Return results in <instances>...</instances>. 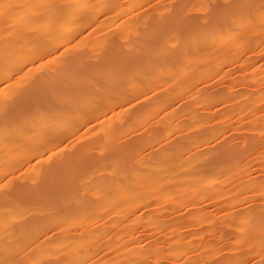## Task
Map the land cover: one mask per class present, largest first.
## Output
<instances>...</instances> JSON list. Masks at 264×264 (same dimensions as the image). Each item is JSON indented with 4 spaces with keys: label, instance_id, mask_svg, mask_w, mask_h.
<instances>
[{
    "label": "bare ground",
    "instance_id": "bare-ground-1",
    "mask_svg": "<svg viewBox=\"0 0 264 264\" xmlns=\"http://www.w3.org/2000/svg\"><path fill=\"white\" fill-rule=\"evenodd\" d=\"M202 3L206 24L194 13ZM2 4L19 7L1 16L0 94L18 102L11 127L0 120V181L17 170L34 181L0 192V260L30 252L39 264H200L198 251L224 249L219 264H260L264 88L254 83L264 50L249 35L264 31L261 10L250 0ZM215 76L222 86L205 87ZM240 82L247 87L235 89ZM231 124L240 138L220 141ZM178 203L197 204L185 221L205 228L182 235L179 220L166 223ZM26 207L37 213L10 227ZM140 223L168 240L144 241Z\"/></svg>",
    "mask_w": 264,
    "mask_h": 264
},
{
    "label": "rangeland",
    "instance_id": "rangeland-1",
    "mask_svg": "<svg viewBox=\"0 0 264 264\" xmlns=\"http://www.w3.org/2000/svg\"><path fill=\"white\" fill-rule=\"evenodd\" d=\"M251 1V8L252 11L254 10H261V7L264 6V0H250ZM197 15H199V18L201 20L202 24H206L208 23V21L206 22L205 20H203V11L200 9L195 10V12ZM255 23H259L257 20L255 21ZM9 22H5L1 19L0 16V36L2 35H6L9 31V27H8ZM249 38L251 39L252 42L258 41L259 42V50H264V31L261 30L260 28H258L257 30H254L250 33ZM251 53V52H250ZM255 53V52H254ZM248 53H245L243 55H246ZM259 62V61H258ZM233 66V67H232ZM230 67H232V74L234 75L235 73L237 74V72H242L241 69H243L242 63H236L234 62ZM239 74V73H238ZM237 74V75H238ZM222 81V76L221 77H212L211 79H209L207 82H205L204 86L211 89L215 88V87H219L222 86L223 81ZM255 88H264V79H259L258 81H256L254 83ZM237 87V88H236ZM239 87V88H238ZM247 84H244L242 82L236 84L235 89L240 90L243 88H246ZM206 90V89H205ZM185 96H190L189 94H186ZM184 96V97H185ZM185 99V98H184ZM224 105V103H220V105L218 106L219 110L222 108V106ZM215 121V120H213ZM152 123H148L147 125L143 126L141 128V132L144 131H149L151 129L152 126H150ZM227 132V133H226ZM224 133L225 137H220V141H226V139H234V140H238V137L240 138L239 135H241V133L243 132V128L239 127V126H235L234 124H231L230 126L227 127V131ZM179 131H177L176 134H178ZM228 134V135H227ZM175 135V134H174ZM173 135V140L175 138V136ZM230 136V137H229ZM222 138V140H221ZM255 166H258V164H255ZM21 172H23L22 170H17L15 175L13 177H11V183L7 184L4 188H0V192H6L11 190L14 186L15 183H29L32 184L33 183V178L30 175H25L20 174ZM255 174L257 175L258 179H263L264 178V173L262 172L261 169H256ZM0 183H4V181H0ZM212 201L209 200L206 208L209 209L211 208ZM178 205L180 207H182L181 210H177L176 212L169 210L164 218L166 223L171 222L172 220H179L180 223V232H183L182 235H195V233L198 231L199 228L204 227L205 228V224H202V222L198 221V220H194L190 222L185 221L186 219V215H188L191 211L194 210L195 206L197 204H188V203H178ZM151 209L150 206H142L139 208V212L143 213V212H147ZM193 209V210H192ZM37 213L36 209L33 208H29L26 207L23 211H20L17 215V217L10 222V227H14V226H19L23 220L27 219L28 217H30L31 215H34ZM174 215H177L179 217H176ZM183 215V216H181ZM186 216V217H185ZM174 217H176L175 219H173ZM185 217V218H184ZM184 218V219H183ZM183 219V220H181ZM220 219H217V221L215 222V225L217 226V228L221 229V227L223 226V223L220 222ZM135 234L138 235L139 237H141L144 241H153V240H168V238L166 237V234L162 231H160L158 228H150L147 224L145 223H140L139 226L134 230ZM178 232V231H177ZM181 234V233H180ZM227 235H222L219 238H215L216 242H223L224 240H226ZM34 241V239H33ZM193 246L198 247V244L196 242H194ZM253 247H248L245 249L251 250ZM262 248V253L261 256L258 257L257 255H254V258L256 259H260L262 260V258H264V247ZM31 251V250H30ZM26 251H21L20 253L23 254ZM229 255V251L228 250H218V251H212L210 250L207 253H203L198 251L197 252V262H199L200 264H219L220 261L225 258L226 256ZM33 256L27 253V255L24 257V264H39V260L38 259H33ZM226 259V258H225ZM152 264H187L185 260L181 259L178 262L173 261L172 259H170L169 257H163L161 260L159 261H154Z\"/></svg>",
    "mask_w": 264,
    "mask_h": 264
},
{
    "label": "snow or ice",
    "instance_id": "snow-or-ice-1",
    "mask_svg": "<svg viewBox=\"0 0 264 264\" xmlns=\"http://www.w3.org/2000/svg\"><path fill=\"white\" fill-rule=\"evenodd\" d=\"M15 7H19V6L12 4L0 5V16L4 15L5 11H8ZM36 7L47 8V7H58V6L55 4H39L36 5ZM199 8L205 13L203 18L207 22L208 17L211 15V11H212L211 6L207 3H202L199 5ZM182 19L183 17H178L176 22L179 24L181 23ZM259 23L261 28H264V6L261 7ZM0 97H2L0 98V120L3 121L6 127H11L14 119L15 105L17 104L18 101L16 98L10 97L6 94H0ZM3 181L4 183H0V188H4L7 184L11 183L10 176L8 174H5L3 176ZM260 234H261V245L262 247H264V216L261 217V221H260ZM0 264H24V262L5 258L3 260H0ZM250 264H252V262H250ZM260 264H264V258H262Z\"/></svg>",
    "mask_w": 264,
    "mask_h": 264
}]
</instances>
